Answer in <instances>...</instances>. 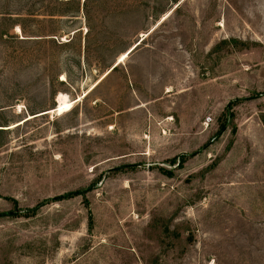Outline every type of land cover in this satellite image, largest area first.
Segmentation results:
<instances>
[{
    "label": "rangeland",
    "instance_id": "1",
    "mask_svg": "<svg viewBox=\"0 0 264 264\" xmlns=\"http://www.w3.org/2000/svg\"><path fill=\"white\" fill-rule=\"evenodd\" d=\"M0 264H264V0H0Z\"/></svg>",
    "mask_w": 264,
    "mask_h": 264
},
{
    "label": "bare ground",
    "instance_id": "2",
    "mask_svg": "<svg viewBox=\"0 0 264 264\" xmlns=\"http://www.w3.org/2000/svg\"><path fill=\"white\" fill-rule=\"evenodd\" d=\"M128 54L125 52L122 54L119 58V60H124ZM74 101H68L65 95L60 94L58 97V105L52 110L51 112H55L57 114L64 113L66 111H69L73 107ZM30 117V116H29Z\"/></svg>",
    "mask_w": 264,
    "mask_h": 264
},
{
    "label": "trees",
    "instance_id": "3",
    "mask_svg": "<svg viewBox=\"0 0 264 264\" xmlns=\"http://www.w3.org/2000/svg\"><path fill=\"white\" fill-rule=\"evenodd\" d=\"M114 68H115V67H114ZM114 68H113V69H114ZM223 126H224V125H223ZM223 126H222V127H223Z\"/></svg>",
    "mask_w": 264,
    "mask_h": 264
}]
</instances>
